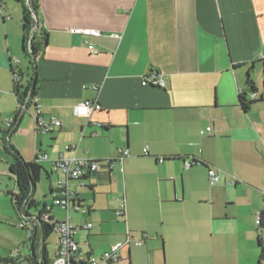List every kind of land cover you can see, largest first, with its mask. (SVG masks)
Here are the masks:
<instances>
[{
	"label": "crops",
	"instance_id": "obj_1",
	"mask_svg": "<svg viewBox=\"0 0 264 264\" xmlns=\"http://www.w3.org/2000/svg\"><path fill=\"white\" fill-rule=\"evenodd\" d=\"M37 2L36 37L43 35L32 56L24 47L21 4L0 0V163L7 167L1 168L0 189L5 187L14 209L6 215L0 207V215L19 220L12 201L18 193L10 171L14 155L32 162L41 153L48 157L43 171L51 205L33 202L29 214L46 211L59 222L51 161L70 156L65 146H75L77 158L100 162L84 186L69 183L75 203L69 223L82 252L83 245L89 249L84 255L121 245V260L100 264H138L142 257L147 264H264V226L256 224L264 211V0ZM71 28L101 35L70 34ZM152 70L162 75L165 89L141 85ZM12 71L18 82L33 83L35 93L7 137L9 112L1 111L6 85L12 84L13 94ZM84 101L101 110L76 116L74 106ZM34 113L61 125L41 133ZM31 133L32 158L24 159L11 141ZM40 135L47 138L45 149ZM56 144L63 146L59 152ZM123 150L129 156L122 162L112 169L104 164ZM186 161L194 162L189 169ZM209 169L218 174L215 184ZM120 202L122 218L115 215ZM88 223L91 229H85ZM41 234L26 237L28 253L19 246L4 259L33 264ZM142 236L143 245L136 246ZM131 245L140 249L132 252ZM56 249L57 239L54 254Z\"/></svg>",
	"mask_w": 264,
	"mask_h": 264
},
{
	"label": "built area",
	"instance_id": "obj_2",
	"mask_svg": "<svg viewBox=\"0 0 264 264\" xmlns=\"http://www.w3.org/2000/svg\"><path fill=\"white\" fill-rule=\"evenodd\" d=\"M28 4L27 0H25ZM0 15H2V7L0 6ZM32 19L35 24L32 26L33 31L36 33L37 23L36 17L32 14ZM70 34L82 35L84 37H99L101 35L100 31L97 29H77L71 28L69 29ZM27 50H31L30 41L26 44ZM88 50L97 54L98 51L94 46L88 44ZM13 79L18 82L19 74L15 73L13 75ZM142 86H152L161 89L166 88V83L162 77V75L155 70L149 72L147 76H145L141 82ZM255 99V94L250 96L249 101ZM32 101V97L30 95V91L23 96V98L17 102V113L13 116L8 117L4 121L5 130L12 131L15 129L16 124L19 122L21 117L25 112L28 111V106ZM101 110V106L98 103H94L91 101H84L78 103L74 106V114L76 116H88L91 111ZM35 124V130L41 133H48L52 130V127H59L61 123L51 118L50 121H44L40 118L36 113L32 114ZM210 129L207 128L206 132ZM8 137V135H7ZM65 150L71 152L70 156H64L60 154L57 158L51 161V173L56 175L57 178L54 182V185L51 189V197H52V206L59 207L66 211L67 217L65 220L58 222L53 221L49 214L45 211H41L34 214H29V203L31 200L30 195L26 198L22 203L21 207L18 210V218L19 222L17 226L21 229L27 231V239L33 237V235L38 230L42 233V229L44 225L50 226L52 232H54L57 236V249L54 254V258L51 261V264H100L102 262L106 263H114L121 260L120 250L122 248L121 245H113L107 251H104L100 256L93 257L84 255L82 250L79 247V244L75 241V234L77 229L74 228L69 223L68 212L71 207H75L74 196L73 193L69 189V183L72 181L77 182L80 186H84V179L91 173L95 172L99 168V161L84 158L80 159L75 156L76 147L75 146H65ZM143 153L147 155V149H143ZM128 151L123 150L120 151L118 156L113 159L104 160V164H106L110 169L114 167L117 162H122V160L128 157ZM48 157L45 154L37 153L35 156V161L40 163L47 161ZM163 159H159V162H162ZM194 162L186 161L184 166L185 169H189ZM209 181L211 184H215L218 180V174L209 169L208 171ZM78 208V206H77ZM115 215L117 217L122 218L124 216V202H120L118 208L115 210ZM261 220V215H256V224L259 225ZM91 224H86L85 229H91ZM145 236H142L139 240H136L134 243L136 246H142L144 243ZM130 243V237L127 236L125 244L128 245ZM20 250V249H18ZM17 250V252H18ZM41 251L38 252L37 262L40 263ZM13 256V255H11Z\"/></svg>",
	"mask_w": 264,
	"mask_h": 264
},
{
	"label": "rangeland",
	"instance_id": "obj_3",
	"mask_svg": "<svg viewBox=\"0 0 264 264\" xmlns=\"http://www.w3.org/2000/svg\"><path fill=\"white\" fill-rule=\"evenodd\" d=\"M29 51V50H28ZM19 84L22 86L26 85V80L24 81L23 79H21L19 81ZM6 89L8 92V95L5 96L2 100V111L1 112H9L6 113L7 117L11 116V114H13L16 110H17V103L15 101V98L12 94V84H8L6 85ZM31 110L29 111V114H31ZM27 114L25 115L24 118H27ZM33 134L31 133L29 135V137L25 138V139H21L18 138V140L13 139V144L15 146H17V150L20 152V154L22 155V157L24 159L26 158H32V154H33ZM41 140L42 141V148H46L47 146V138L46 136H42L40 135ZM85 145V144H84ZM63 146H60L59 144L54 145V150L55 152H59L62 149ZM86 150V149H84ZM40 164L42 165L43 169L48 170L49 169V165L48 163L45 162H40ZM1 168H7L6 165L4 163H0V174H1ZM7 177H6V182L8 180V173H7V169L6 172L4 173ZM51 181L54 182V174H51ZM14 184V179L12 180V185ZM49 182L46 179V175L44 173V171L42 172V176L40 179V182L36 185V190L35 193L32 196V201L34 203L39 202V206H42V204H48L51 205V200L48 197V192H49ZM53 184V183H52ZM5 187L0 189V207L3 208L4 213L7 215L9 214L8 212H11V215H13L14 209L11 203V199L10 197L6 194L5 192ZM9 193H13L10 189V191H8ZM82 196H86L85 193H82ZM89 201H86L85 204L86 206H88L87 204H89ZM53 214L54 216H57V218H59V222L63 221V219L66 217L65 215V211H63L61 208L56 207L53 209ZM19 220H11L8 217H3L0 215V258L4 259L6 257H9L10 255H15L16 254V249L19 246L25 247L24 251H22V253H28L27 250V246L26 244H28V241L26 239L27 237V231L25 230H21L20 228L16 227L15 224L18 223ZM85 233V232H84ZM135 238L137 237L136 234L134 236ZM56 235L54 233H51V235L49 236V238L46 240L45 243V250H46V254H47V259L49 262H51L54 258L53 254H54V249L56 246ZM81 242L86 243V237L84 235L83 239L81 240ZM40 244V239L37 242L36 245V250H37V246ZM83 252L86 253L89 251L88 247L86 245L82 246ZM131 251H135L137 249L140 248H136L133 245L130 246ZM101 255V254H100ZM97 253H95V256L98 257L100 256ZM138 264H147V262L145 261V259L142 257L141 260H138L137 262ZM19 264H31L29 260H24L21 261ZM126 264V263H125ZM130 264H136V261L134 262H130Z\"/></svg>",
	"mask_w": 264,
	"mask_h": 264
},
{
	"label": "trees",
	"instance_id": "obj_4",
	"mask_svg": "<svg viewBox=\"0 0 264 264\" xmlns=\"http://www.w3.org/2000/svg\"><path fill=\"white\" fill-rule=\"evenodd\" d=\"M16 1L21 4L22 10H23L22 23H23V32H24V47L27 50L26 44L28 41H30L31 55L34 56L36 48L41 43V39L43 35L39 33V36L36 37V33L34 34L31 31L33 24H35L34 20L32 19V14L35 15L36 17V14L38 11V2L37 0H29L27 4L25 3L24 0H16ZM14 74L15 72L12 71V76ZM248 84L251 90L254 91L252 83L248 81ZM28 91H30V95L33 98L34 93H35V87L33 83L30 82L27 86H22L19 84V82H16L13 79V95L16 99V102H19L23 98V96H25L28 93ZM249 103H251V101ZM241 105L245 109L248 108V103H245L242 101ZM18 123L16 124L15 129L9 132L6 131L5 134L8 136L13 134L17 130ZM10 171L16 178V184H17V189H18V193L12 196V201L14 203L15 209L18 212V210L21 207V203L26 198H28L29 195L31 197V200H30L28 208L31 209V207L33 206L32 195L35 191L36 184L39 182V179L41 177V173L43 171L42 166L35 160L32 162H24L19 157V155L15 154L13 157V162L10 165ZM260 215H261L260 225L264 226V211ZM51 233H52L51 227L44 225L42 229V234H41L42 250H41V258H40L39 264H51V262H49L47 259V254L45 250V242L47 238L51 235ZM33 259H34L33 264H38L36 256H34ZM0 263L1 264H16L14 260L10 258L2 259Z\"/></svg>",
	"mask_w": 264,
	"mask_h": 264
},
{
	"label": "bare ground",
	"instance_id": "obj_5",
	"mask_svg": "<svg viewBox=\"0 0 264 264\" xmlns=\"http://www.w3.org/2000/svg\"><path fill=\"white\" fill-rule=\"evenodd\" d=\"M33 33L35 34V32L33 31Z\"/></svg>",
	"mask_w": 264,
	"mask_h": 264
},
{
	"label": "water",
	"instance_id": "obj_6",
	"mask_svg": "<svg viewBox=\"0 0 264 264\" xmlns=\"http://www.w3.org/2000/svg\"><path fill=\"white\" fill-rule=\"evenodd\" d=\"M29 0H27V2H28Z\"/></svg>",
	"mask_w": 264,
	"mask_h": 264
}]
</instances>
